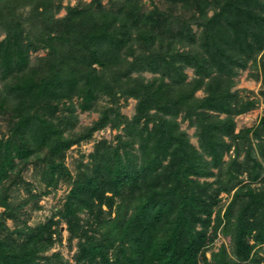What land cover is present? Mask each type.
<instances>
[{"label": "trees", "instance_id": "16d2710c", "mask_svg": "<svg viewBox=\"0 0 264 264\" xmlns=\"http://www.w3.org/2000/svg\"><path fill=\"white\" fill-rule=\"evenodd\" d=\"M135 1L126 0L117 11L72 6L66 16L56 18L52 0H0V35L5 33L0 41L4 79L0 114L12 112L16 119L13 134L19 136L0 144V182L19 165L16 156L26 163L30 153L39 156L45 150L43 158L49 159L54 183L55 169H66L62 160L65 151L84 138L90 139L92 131L105 127L114 113L115 127L126 123V142H138L141 156L127 151L125 156L116 152L111 158L105 156L111 154L110 149H98L93 154L94 174L76 182V201H70L66 212H61L71 237L81 228L77 213L85 210L87 221L105 229L109 241L107 245L89 241L80 246L78 260L97 264L100 256L105 264H243L229 260L226 252L209 257L202 247L220 228L232 232L240 259L251 258L253 248L264 244V177L262 187L253 185L264 171V129L260 130L264 121L254 132L260 140L259 157L249 141L252 130L235 133L234 115L252 108L255 102L239 99L238 92L232 91L235 66L245 67L252 59L257 62L259 55L261 74L256 77L264 82V0H200V17L194 20L201 26L199 32L189 22L174 27L169 17L145 14ZM211 4H218L220 11L208 16ZM25 6L30 9L20 11ZM41 47L48 48V54L34 64L30 49ZM188 67L194 68L196 75L191 80L185 72ZM148 71L155 74L150 79L143 76ZM203 86L207 94L199 97L196 93ZM101 93L135 98L133 120L118 109L105 110L103 117L87 128L88 136L81 138L83 135L66 137L59 125L39 115L44 105L54 106L74 96L82 98L81 108L86 110ZM238 99L234 105L232 101ZM181 112L197 126L203 152L180 129L176 117ZM143 117L155 119L151 129L147 126L150 119L140 125ZM225 136H232L237 152L247 143L248 157L227 163L224 154L230 145ZM225 165L230 181L238 179L241 172H248L249 181L235 185L232 200L223 216L217 213L214 234L208 237L206 228L218 201L205 181L193 177L213 176L214 169L223 170ZM107 175L111 195L101 190L95 196L97 203L93 196L80 197L81 189L89 190ZM123 188L128 189L127 198ZM119 195L128 204L120 202L116 217L111 219ZM7 203L6 197L0 198V204ZM104 205L109 209H103ZM5 225L0 217V232ZM12 233L17 234L15 239L0 235V264H54L60 257V253L43 254L60 227L53 230L52 224L46 223L16 228ZM117 239L122 240L124 258L110 263L106 249ZM125 240L129 245L123 249Z\"/></svg>", "mask_w": 264, "mask_h": 264}, {"label": "rangeland", "instance_id": "374dc122", "mask_svg": "<svg viewBox=\"0 0 264 264\" xmlns=\"http://www.w3.org/2000/svg\"><path fill=\"white\" fill-rule=\"evenodd\" d=\"M55 8L53 14L56 18L64 17L69 13V8L72 6H78L92 9L94 11L102 10H113L117 11L125 4L126 0H52ZM142 7V11L153 14L152 16H164L169 17L173 20L174 27L181 24V22H189L195 32H199L201 26L198 25L194 20L200 17L199 8L202 7L200 0H184L189 2L190 5H183L184 2L176 0H136ZM135 1V2H136ZM215 6V7H214ZM29 6L20 8V11L27 12ZM220 11L219 5H210L207 11L208 16H212L214 12ZM180 21V22H179ZM5 37V33L0 35V41ZM188 48V47H187ZM186 47H180V50ZM124 52V50L122 51ZM48 54V48H31L29 56L32 63H37L39 60ZM260 55L257 57V62L253 59L250 60L247 66H235L237 74L234 76L235 84L232 87L233 92H238V98L244 100L254 101L252 108H249L241 114H235V133L242 129L250 128L252 131L248 133L249 141L253 143L256 153L259 155V143L260 140L254 137L255 130L260 127L262 121H264V82L256 75L261 74L260 67ZM131 60V57L129 58ZM185 72L188 75L187 80H191L195 77L194 68L188 67ZM214 74L217 72L213 71ZM137 75V73H133ZM152 72H145L143 76L146 79H150L154 76ZM3 73L0 71V86L3 84ZM207 94V89H199L196 93L199 97H204ZM238 100H233V104L237 105ZM83 100L79 96H74L70 100L63 101L54 106L44 105L39 112V115L53 122L55 125H59L64 132L66 137L69 136H81V138L88 136V127L94 126L97 121L103 117L105 110L115 112L119 110L121 115H125L128 120H133L136 113L137 100L135 98H129L125 96L117 95L114 98L112 94L101 93L97 95V98L92 102L91 107L83 110L81 108ZM54 107V108H53ZM151 113L155 114V110ZM12 112L0 114V144L3 141H15L19 138L18 135L13 134L14 126L16 125V119L11 116ZM221 116H226L223 113H219ZM14 115V114H13ZM116 115L111 113L109 123L102 128H97L92 131L89 135L90 139H83L80 142L74 144L65 151V155L62 158L66 169L56 170L54 174V183L51 182V174L49 172L50 162L49 159H44L45 150L40 152L39 156L36 153H30L26 163L21 162L22 158L19 156L15 157V162L19 165L11 171L9 178H5L0 182V198H7V206L0 204V217L5 219V227L0 232L1 236L8 239H15L17 234L12 233L16 228H27V227H39L42 224L51 223L53 230L60 227V233L53 234V244L46 251H43L44 255H52L60 253V257L54 259V264H87L78 260L77 254L79 253L80 246H86L89 241H95L100 245H104L109 242L106 230L97 226L96 223L87 221V211H81L77 213V216L81 219V228L76 230L78 234L71 237V233L67 229V219L61 214L66 212L67 206L70 201H76L75 193L73 192L76 182L89 175L94 174L95 159L93 154L98 149L104 151V149H110L111 158L116 152L125 156L126 152L129 151L135 155L141 156L140 145L138 142H126L128 137L125 134L124 128L126 123H123L119 127H115L114 119ZM147 117H143L140 121V125L143 126L148 121ZM176 120L179 123L180 129L184 130L190 139V142L203 152L201 146L203 140L198 133L197 126L194 125L192 120L186 117L184 112L177 115ZM68 123H71L69 127ZM155 124V119L151 118L148 121V128L151 129ZM261 128L260 130H263ZM121 136V138H119ZM227 143L230 148L225 150L224 159L228 163L232 159L243 161L247 158V143H242L239 152L236 151V144L233 143L232 136H225ZM247 141V140H246ZM3 147L2 145L0 148ZM17 152H15L16 154ZM260 157V155H259ZM210 159V157L208 156ZM222 169H214L215 174L213 176H194L195 180L203 183L205 181L207 186H210L209 192L215 193V198L218 203L214 205L212 222L207 226L208 237L210 234H214L215 218L217 213L220 211L221 216L224 215V211L229 205L233 198L234 187L242 181H249L248 172H241L238 179L230 181L231 175L227 169L228 165ZM19 170V172L17 171ZM235 173V169L233 171ZM263 174L259 177V180L253 183L255 188H260L263 185L261 180L264 177ZM106 175V174H105ZM99 179L101 175H98ZM108 175L104 177L103 182H98L96 186H92L89 190L86 188L81 189L78 193L82 198H90L93 196V200L97 203V197L101 190L107 191V194H112L111 185L108 184ZM242 180V181H240ZM99 181V180H98ZM226 184V185H225ZM221 187L223 189L219 190ZM124 196L127 198L128 189L123 188ZM201 196L203 197V185L201 187ZM123 196V195H122ZM116 202L113 204V209L109 218L113 219L117 214V205L120 202L128 204V200L124 201V198L120 195L115 199ZM133 206H130L128 215L132 214ZM103 209L108 210L109 207L104 205ZM201 229V225L198 227ZM22 239H20L21 241ZM107 241V242H106ZM122 240L117 239L106 249V255L109 258L110 263L116 259L123 261V254L120 253ZM207 239L208 245L204 250L207 251V255L212 257L214 252H226L229 260L243 263V264H264V244H257L252 251L251 258L245 260L240 259L236 253V241L233 240L232 232L226 233L225 231L218 230L217 235L210 240ZM253 243L254 241L251 240ZM129 245V241L125 240L123 249ZM203 250V249H202ZM131 248L127 251L129 253ZM42 253V252H41ZM125 253V252H124ZM56 261V262H55ZM97 264H105L103 258L98 256L96 261ZM124 264H126L124 262Z\"/></svg>", "mask_w": 264, "mask_h": 264}]
</instances>
